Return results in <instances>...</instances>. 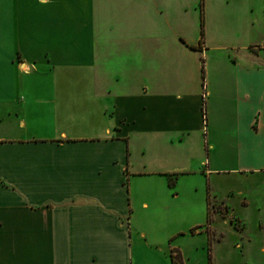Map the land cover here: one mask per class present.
<instances>
[{"label": "crops", "instance_id": "crops-1", "mask_svg": "<svg viewBox=\"0 0 264 264\" xmlns=\"http://www.w3.org/2000/svg\"><path fill=\"white\" fill-rule=\"evenodd\" d=\"M213 1L202 38L171 0H0V264H137L139 183L177 173L237 182L192 234L211 264L218 217L264 264V0Z\"/></svg>", "mask_w": 264, "mask_h": 264}, {"label": "rangeland", "instance_id": "rangeland-1", "mask_svg": "<svg viewBox=\"0 0 264 264\" xmlns=\"http://www.w3.org/2000/svg\"><path fill=\"white\" fill-rule=\"evenodd\" d=\"M171 2H179L182 8L186 6L188 9V20L194 16L199 17L201 25L203 16L204 35L206 34V17V21L208 20L209 22V35L211 36V10L215 1L209 0L208 2H204L203 8H201L200 0H171ZM188 32H192V30ZM193 37L195 38L193 34L188 36L189 39H193ZM222 40L227 41L224 38ZM231 53H235V51H231ZM214 54L211 50L208 53L212 63L223 64L228 62V53L224 51L217 52L216 57ZM230 56L234 57L235 55L230 54ZM175 175L173 189L169 187L168 182L163 183V185L156 183L154 184V188H152L153 194L151 198L144 195L145 191H142L144 185L139 183L140 194L142 193V197H144L141 198L140 203L142 201L149 202L151 209L143 211L139 207L132 215L134 218V241H136L137 264H171V250L168 243L173 238L172 234L177 232H179L177 235L180 236H177L175 243L188 258L186 264H210L209 246L206 247V235L193 236L191 229L208 222V193H210L212 198L209 205L210 211L213 212L214 209H217V212L223 214L225 217L223 206L217 204V202L215 204V198L213 199V197L217 195L222 197L228 191L237 189V182L234 178H231L232 176L223 174L183 176L177 173ZM176 193L177 197L175 198L173 195ZM176 206H180L183 212L182 218L178 223L175 222L173 214L177 209ZM225 220L222 217H218L212 222L217 232L222 233L225 239L217 247V259L216 261L214 260V264H236V258H228V250L232 247L235 233L230 222ZM142 234H146V238L141 236Z\"/></svg>", "mask_w": 264, "mask_h": 264}, {"label": "trees", "instance_id": "trees-1", "mask_svg": "<svg viewBox=\"0 0 264 264\" xmlns=\"http://www.w3.org/2000/svg\"><path fill=\"white\" fill-rule=\"evenodd\" d=\"M200 2H201V8H203L204 7V2H205V0H200ZM203 14V13H202ZM203 16H202V19H201V37L203 38L204 37V31H203ZM176 175H172V176H169V184L171 185V186H174V184H175V182H174V177H175ZM211 196H210V193H208V197H207V203H208V212H207V217H208V219L210 220V218H211V213H212V211H210V209H209V205H210V202H211V198H210ZM198 228H193V229H191V233L192 234H195L196 233V230H197ZM170 257H171V263L172 264H182L181 262H179L178 260H179V252H175L174 250H172L171 251V255H170ZM210 258V257H209ZM210 264H211V262H210Z\"/></svg>", "mask_w": 264, "mask_h": 264}]
</instances>
